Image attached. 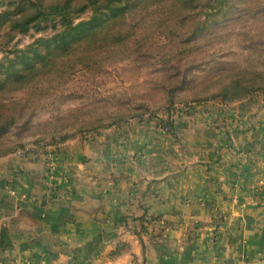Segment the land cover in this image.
Masks as SVG:
<instances>
[{"label":"crops","instance_id":"0c3cea01","mask_svg":"<svg viewBox=\"0 0 264 264\" xmlns=\"http://www.w3.org/2000/svg\"><path fill=\"white\" fill-rule=\"evenodd\" d=\"M165 117L0 157V264H264V92Z\"/></svg>","mask_w":264,"mask_h":264},{"label":"rangeland","instance_id":"374dc122","mask_svg":"<svg viewBox=\"0 0 264 264\" xmlns=\"http://www.w3.org/2000/svg\"><path fill=\"white\" fill-rule=\"evenodd\" d=\"M162 17L155 7L131 14L127 19L135 25L131 41L119 48L118 57L100 66L79 67L66 79L64 74L53 73L23 89L6 93L5 101L14 100L15 108L21 109L6 142L21 144L17 150L51 153L67 140L84 138L99 128L138 118L158 122L163 116L167 118L168 106L174 115L197 103L192 101L198 92L196 85L212 65L217 66L215 63L249 66L264 72V0L244 1L211 28L205 39L198 38L191 57L196 65L191 62L186 67L188 54L174 55L175 44L158 33ZM33 37L20 34L8 48L0 47V60L14 48L32 42ZM177 63L181 65L173 67ZM178 68L182 70L179 76L187 72L186 79L172 92L175 101L170 104L168 95L163 94L178 80L175 74ZM161 82L166 83L165 91L159 88ZM69 134L73 136L62 139Z\"/></svg>","mask_w":264,"mask_h":264},{"label":"trees","instance_id":"16d2710c","mask_svg":"<svg viewBox=\"0 0 264 264\" xmlns=\"http://www.w3.org/2000/svg\"><path fill=\"white\" fill-rule=\"evenodd\" d=\"M246 0H10L0 12V47L20 34L34 36L27 45L14 48L0 60V157L21 148V144L6 142V136L20 117L15 101H5L8 92L23 89L37 79L53 73L69 77L79 67L100 66L120 55L131 41L135 25L127 21L134 12L159 8L158 21L163 38L175 44V52L188 54L184 66L191 62L198 38L205 39L209 30L228 17L229 12ZM40 34V36H37ZM149 39V38H148ZM147 39V40H148ZM169 51V50H168ZM172 58L169 52H167ZM204 79L197 83L193 102L215 99L231 103L255 93L264 92V72L249 66H225L215 63ZM181 64L173 67H178ZM172 69V68H171ZM186 69V68H184ZM174 70V69H173ZM176 71V70H174ZM178 68V80L165 92L170 104L172 92L185 82L186 73ZM172 77V76H171ZM165 81V80H164ZM166 83L161 82L163 91ZM204 93L203 96H198ZM162 124L171 128L172 110L167 107ZM109 127V126H107ZM101 129V128H99ZM95 130L94 132L98 131ZM73 134V133H72ZM72 134L63 136L68 138Z\"/></svg>","mask_w":264,"mask_h":264},{"label":"built area","instance_id":"2783aa9c","mask_svg":"<svg viewBox=\"0 0 264 264\" xmlns=\"http://www.w3.org/2000/svg\"><path fill=\"white\" fill-rule=\"evenodd\" d=\"M47 164V170L48 173L46 175L47 177V186L50 191H53L54 189V183H53V178H54V161L52 159V156H50L46 162Z\"/></svg>","mask_w":264,"mask_h":264}]
</instances>
